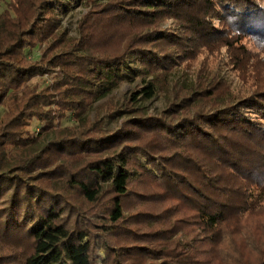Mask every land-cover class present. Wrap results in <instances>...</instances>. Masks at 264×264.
I'll return each instance as SVG.
<instances>
[{"label": "trees", "instance_id": "16d2710c", "mask_svg": "<svg viewBox=\"0 0 264 264\" xmlns=\"http://www.w3.org/2000/svg\"><path fill=\"white\" fill-rule=\"evenodd\" d=\"M60 1L0 0V264H264V68L242 42L264 39V0H108L77 38ZM221 48L246 57L241 88L200 70L141 105ZM132 59L152 79L95 106Z\"/></svg>", "mask_w": 264, "mask_h": 264}, {"label": "rangeland", "instance_id": "374dc122", "mask_svg": "<svg viewBox=\"0 0 264 264\" xmlns=\"http://www.w3.org/2000/svg\"><path fill=\"white\" fill-rule=\"evenodd\" d=\"M108 0H61L60 3L54 4L57 13L60 16V31L65 33L69 38H77L79 36V24L83 17L95 6L106 3ZM7 8V4L4 3L0 7V12ZM219 26V22H216ZM244 47L247 48L248 55L251 56L250 65L255 63L258 68H264V39L259 41L253 40L252 38H246L243 41ZM42 48H36L34 50H27L26 55L32 59H39L41 55ZM208 51L204 49L199 55L189 62H179L173 65L170 75L166 79L165 89L169 91L165 92L159 90L152 99L143 100L141 102L142 106L151 113L156 114L164 110L167 106V99L172 97V91L176 87H183L184 85H189L194 82L197 74L200 70L207 71L211 76H214L216 81L222 83V89L224 92L227 90L235 91L243 86L244 79L246 76H239V73L235 70L234 62L237 64L244 61L241 59V54L237 53L236 50L233 52L227 51L226 48H221L220 50ZM245 65V62H242ZM249 65V66H250ZM126 70L123 71V75L128 77L125 80H121L117 86L113 87L112 91L109 93L108 97L102 101L95 104L97 106L101 102L107 101L110 97H115L120 103H123L129 98L132 91L137 86H141L144 82H148L152 77L143 74L141 76L138 73L137 65L134 60H129ZM53 76H44L42 78H37L33 81V84H38L40 89H43L50 85L53 81ZM171 91V92H170ZM2 110L0 109V116ZM76 122L72 114L63 120L62 126H73ZM40 124L36 121L32 122L31 132L37 133L40 129ZM116 127L115 123L107 122L106 129H114ZM255 204L258 205L260 202L264 201V189L255 190ZM264 212V211H263ZM254 220H261L264 223V215L261 218H255ZM104 252L100 251V255Z\"/></svg>", "mask_w": 264, "mask_h": 264}]
</instances>
